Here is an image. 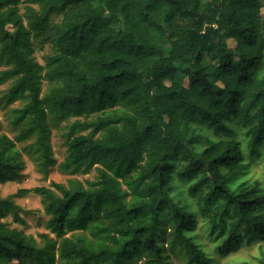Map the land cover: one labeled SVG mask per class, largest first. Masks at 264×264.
I'll use <instances>...</instances> for the list:
<instances>
[{
    "label": "trees",
    "instance_id": "obj_1",
    "mask_svg": "<svg viewBox=\"0 0 264 264\" xmlns=\"http://www.w3.org/2000/svg\"><path fill=\"white\" fill-rule=\"evenodd\" d=\"M0 67L5 104L26 98L15 140L0 135V184L19 178L16 142L34 139L44 171L54 163L48 119L77 118L60 171L97 169L86 186L19 191L49 217L39 243L2 222L21 220L0 199V264H214L194 208L224 236L222 257L264 242V191L241 181L230 137L240 128L251 157L264 147V0H0Z\"/></svg>",
    "mask_w": 264,
    "mask_h": 264
},
{
    "label": "rangeland",
    "instance_id": "obj_2",
    "mask_svg": "<svg viewBox=\"0 0 264 264\" xmlns=\"http://www.w3.org/2000/svg\"><path fill=\"white\" fill-rule=\"evenodd\" d=\"M230 47L234 46L232 41L229 42ZM48 53V49L35 48V60L43 65V57ZM4 67H0L2 71ZM12 81H7L0 84V135H5L11 140H15L16 135L21 127L13 125L12 110L20 108L26 103V98H20L11 105L5 104V93ZM186 84V81L185 83ZM43 89L46 82H42ZM90 118V117H89ZM77 118H70L66 121L56 123L48 119L49 137L48 144L51 150V157L54 161L46 171L39 166V158L32 147L34 139L26 142H16V148L20 152L21 166L18 169L19 178L7 181L0 184V199H7L12 201L16 206V213L20 222H16L13 214H9L3 223L10 229H17L22 231L25 235L32 236L38 243L40 242V234H48L45 228V223L48 216L44 212L41 198L38 195L29 193L27 195H20V190H31L39 187L51 188L52 182L67 186L69 181H79L84 186L87 182L95 181L97 178L96 166L91 168L88 172H79L77 174L63 173L59 169V164L62 163L66 156V142L65 133L67 126ZM83 121V118L78 119ZM228 135H224L226 138ZM236 138L242 144L244 149L245 163L248 169L241 176V181L249 183H258L264 191V147L259 149L258 157H251L247 147V139L244 137L240 128L234 127V133L230 136ZM184 181L176 179L175 182V197L179 199L187 208H194L195 204L190 202L185 195L186 185ZM197 209H190L189 211L194 215L197 221V228L194 232L196 242L199 243L203 250L214 260V264H261L264 258V242H252L241 244L234 252L228 256L222 257L218 252V248L222 246L224 236L213 239L209 236L210 230L207 221L201 217L196 211ZM52 237V235L50 234ZM70 236V233L68 234ZM169 262L171 264H180L183 261L181 256H176L173 253L168 254ZM143 264L142 261L140 263Z\"/></svg>",
    "mask_w": 264,
    "mask_h": 264
}]
</instances>
